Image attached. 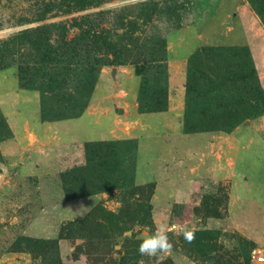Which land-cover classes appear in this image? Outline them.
Masks as SVG:
<instances>
[{"label": "rangeland", "instance_id": "rangeland-1", "mask_svg": "<svg viewBox=\"0 0 264 264\" xmlns=\"http://www.w3.org/2000/svg\"><path fill=\"white\" fill-rule=\"evenodd\" d=\"M91 1L0 0V264H156L138 249L160 225L173 244L161 264H264L253 257L264 252V114L240 124L236 191L242 200L230 208L232 186L223 180L190 207L175 204L172 218L155 215V183L137 180L136 139L108 140L114 144L87 155L83 142L100 140L102 131L92 119L63 120L69 144L49 145L35 159L17 145L4 114H34L39 94L42 116L81 115L102 77L126 66L161 99L169 80V37L189 27L205 35L194 53H224L198 60L193 73L205 98L232 105L259 89L264 103V0ZM18 79L30 90L18 92ZM198 102H190L187 116L201 126ZM222 110L213 113L221 123L229 121ZM73 122L81 132L77 143L68 141ZM225 133L195 132L193 149L207 154L214 136ZM84 217L91 219L86 236L74 231L61 238L63 226ZM209 217L219 224L207 227ZM182 229L195 230L194 242ZM43 239H59L57 251L33 253L34 241Z\"/></svg>", "mask_w": 264, "mask_h": 264}, {"label": "crops", "instance_id": "crops-1", "mask_svg": "<svg viewBox=\"0 0 264 264\" xmlns=\"http://www.w3.org/2000/svg\"><path fill=\"white\" fill-rule=\"evenodd\" d=\"M204 39V33L196 27L183 29L169 37V107L166 111L143 113L139 110L141 79L131 66H126L117 70L116 76L102 77L103 84L97 85L83 114L64 119H92L94 126L102 131L100 140H86L83 144L130 138L137 140L136 177L142 185L155 183L154 211L162 218L174 217V205L177 203L190 207L199 195L215 192L223 180L232 186L230 208L233 202L242 200L236 190L240 185L238 167L242 152L238 135L244 125H239L236 131L214 136L216 141L211 143L207 154L193 149L194 133L185 130L189 59ZM17 88L18 92L30 90L21 87L19 79ZM36 99L34 114H25L20 118L15 110L12 114L4 113L15 142L23 153L31 157L46 152L49 145L69 144L60 124L63 120L43 119L39 94ZM32 100V97H23L22 102ZM76 126L77 123L73 122L69 129L71 138L68 141L72 140V143L81 139V132ZM241 178L245 179V175ZM215 218L206 220L207 227L219 224L214 221Z\"/></svg>", "mask_w": 264, "mask_h": 264}, {"label": "trees", "instance_id": "trees-1", "mask_svg": "<svg viewBox=\"0 0 264 264\" xmlns=\"http://www.w3.org/2000/svg\"><path fill=\"white\" fill-rule=\"evenodd\" d=\"M91 1V0H90ZM93 2V1H91ZM224 53H194L192 57L189 60V76L187 80V110L185 115V130L188 133H195V132H202L206 130L211 131H222V132H229L232 131L234 128L239 126L241 123L248 119H252L255 117H258L262 114H264V103L263 102V92L259 91V89L256 90L255 93H251L247 99H240L234 100L232 102V105L227 104V102L214 99V100H208L205 98V93L203 91V84L201 81H199L196 78V75L193 73L194 71H198V60H201L203 58H209L216 56L217 58H220L221 55ZM226 55H234L233 53H225ZM238 54V53H237ZM244 55H249V53H242ZM154 61H147V64H152ZM166 91V92H165ZM165 93V100L163 101V95ZM207 94V92H206ZM161 99L156 100L155 95L151 94L147 91L146 84L143 86L141 85L140 89V95H139V110L143 113H152V112H161L166 111L169 107V88L168 83L167 87L162 89V91L159 94ZM197 99L199 111L202 113V115L205 116V118H201L199 121L201 123V126L196 125L195 123L198 120H195L191 123H189L187 112L190 110V102L192 100ZM189 104V108H188ZM245 104H248L250 109H246L244 107ZM232 108V110L230 109ZM189 109V110H188ZM224 110V116L229 119V121L221 123V120L216 117V113H221L219 110ZM222 110V111H223ZM210 112V114L213 115L212 117H207V114ZM79 116V115H78ZM77 117V116H74ZM69 117V118H74ZM69 118H48L47 115H44L43 111V119L50 120V121H56V120H64ZM226 118H223V120ZM223 125V126H222ZM213 127V128H210ZM111 143L108 140L104 141H90L85 144L87 155H93V154H99L104 150V148L108 147ZM114 144V143H113ZM112 146V145H111ZM92 161V159L90 160ZM84 170L83 167L73 168L69 175H74L75 173H80ZM63 179L65 178L64 175H62ZM89 222H91V219L88 217L80 218L78 220L72 221L69 223L70 226H63L61 231V238L63 236L71 237L74 231L80 232L79 234L81 236H86L85 233L82 231H85L87 228L84 227V225H87ZM60 238V239H61ZM32 241V240H30ZM33 249L32 252L36 251H44L48 252L49 250H56L59 247V239H52V240H36L33 243ZM59 257V256H58ZM59 264H63L61 259L58 260ZM56 264V263H55Z\"/></svg>", "mask_w": 264, "mask_h": 264}, {"label": "clouds", "instance_id": "clouds-1", "mask_svg": "<svg viewBox=\"0 0 264 264\" xmlns=\"http://www.w3.org/2000/svg\"><path fill=\"white\" fill-rule=\"evenodd\" d=\"M184 239L188 243H192L195 240V230L182 229ZM173 250V244L169 240L167 234V226L160 225L156 228V231L145 238L139 245V255L141 257L155 258L156 264H161V261L165 256L169 255ZM137 264H145L143 259H140Z\"/></svg>", "mask_w": 264, "mask_h": 264}, {"label": "built area", "instance_id": "built-area-1", "mask_svg": "<svg viewBox=\"0 0 264 264\" xmlns=\"http://www.w3.org/2000/svg\"><path fill=\"white\" fill-rule=\"evenodd\" d=\"M253 257L257 258L259 262L264 263V252L257 253L256 251L253 253Z\"/></svg>", "mask_w": 264, "mask_h": 264}]
</instances>
